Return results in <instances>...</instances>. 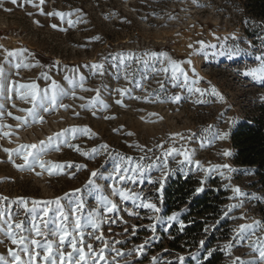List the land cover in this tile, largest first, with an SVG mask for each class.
I'll use <instances>...</instances> for the list:
<instances>
[{"label":"rangeland","instance_id":"374dc122","mask_svg":"<svg viewBox=\"0 0 264 264\" xmlns=\"http://www.w3.org/2000/svg\"><path fill=\"white\" fill-rule=\"evenodd\" d=\"M245 2L198 0L200 5H204L199 7L192 0H45V4L41 5L44 11L42 14L39 9L24 4V0H18L17 5L4 0L0 7V45L9 50L26 48L28 62H38L39 65L21 68L19 75H16V70L5 64L8 80H14L17 84L34 82L44 88L50 83L42 76V73H47L62 87L71 88L69 80L64 77H75L78 80L82 75L85 77L84 86L99 89L100 99L110 107L107 111L99 106L90 110L82 109L80 105H87L95 92L76 88L77 97L84 96L86 99L71 96L62 98V103L70 107L67 110L61 108L42 113L45 117L42 124L16 129L17 121L5 115L2 122L12 125L15 135L11 137L12 143H9V138L0 139V196L8 198L3 205L19 197L28 199L29 207L33 199L46 201L59 197L65 205L69 201L81 200L83 208L78 215L85 225L86 242L99 250L103 244L88 238L87 233L91 232V228L87 227V221L93 210L105 215L101 197H107L118 205V211L107 213L106 222L102 224L104 238L110 245L105 249V258L112 260L115 256L112 247L124 253L133 252L131 256L116 257L119 264H153V257L158 258L159 264H167L169 261L171 264H180L181 256L184 257L183 264H197L198 261L205 264L208 251L213 252L215 249L221 251L222 257L214 264H232L236 257L245 261L258 259V254L249 247L250 241L236 238L233 231L240 224L260 221L261 227L256 230L252 240L264 238V176L256 173L253 167L235 162L230 138L236 125L253 118L264 106V81L243 75L247 68L258 64L255 57L264 53V43L261 39H255L257 32L256 35L252 33L258 29L259 21L248 12ZM77 9L80 11L76 12ZM52 11L75 12L71 17L73 20L80 17L87 22L69 27L66 19L62 21L59 17L46 15ZM169 16L174 18L170 19ZM53 24L57 27L53 28ZM233 34L238 37L240 52H232L236 42L231 39L227 41V46H222L225 44L224 38H230ZM97 36L99 40L93 39ZM200 40L216 47H205L199 54H195L193 49L188 48V44L192 43L199 48L196 42ZM150 51L166 52L174 60L183 62L182 66L189 74L190 81L201 78L198 86L208 90L205 97L201 98L205 103H195L197 95L189 94L186 88L173 87V83L179 82L171 80L170 72L166 74L159 71L166 64L162 66L153 60H148L147 64L143 60L140 63L126 60L121 64L118 58L113 59L118 53H133L147 60L144 53ZM189 59L191 65L187 64ZM0 62H3L2 49ZM98 62L104 64L103 75L94 74L89 67ZM192 68H195V73ZM73 69L76 71L73 72ZM125 73L128 74L127 80L124 78ZM161 83L163 88L160 87ZM212 87L223 95V102L211 95ZM119 88L130 90L122 98L124 106L115 103L116 99H121L116 91ZM174 95L182 97L178 103L171 102L170 98ZM137 96L141 99L133 98ZM0 102L5 103V111L12 112L13 116L24 115L18 109L30 107L15 94L12 100ZM13 103L16 107H12ZM74 112H79V117L73 115ZM93 112L96 114L93 115ZM105 116H115L116 119L106 120ZM209 125L213 127L208 129ZM85 126L91 129L94 136L89 138L80 135L70 142L79 144L82 150L106 143L109 145L107 152L88 159L62 145L60 151L51 150L44 156L45 160L53 162L87 165L76 173L75 178H69L66 174L49 176L46 172L37 176L32 171L17 170L3 151L4 148L15 149L19 144H38L49 136L55 137L63 129ZM217 130L227 133V138L213 139ZM127 132L134 135L128 136ZM175 133L182 134L184 139L173 138ZM158 144H163L165 149L176 147L188 150L193 154V163L180 164L178 161L183 160L182 156L169 157L168 168L165 170L168 174L162 175L160 169L163 167V159L156 160L157 156H161V149L156 147ZM149 148L151 152H148ZM225 151L230 155H223ZM145 156L147 158L141 160ZM120 157H131L133 167L137 162L145 166L144 173L136 177L135 183L120 181L116 177L114 170L118 165L129 166ZM14 158L17 164L23 163L19 158ZM194 161H200L204 169L227 164L232 171L221 168L206 174L196 167ZM148 165L152 167L148 168ZM39 171L36 168V172ZM92 171L98 172L97 177L92 178L95 180L94 185L88 183ZM178 174L194 175L199 181L198 188L203 190L208 187L224 190V212L229 206L241 200L244 202L243 207L234 209L228 216L222 215L221 223L206 226L202 235L204 245L193 250L187 246L184 250L176 251L166 245V241L173 237L172 230L180 228L179 221L185 225L183 216L187 209L184 206L180 210L168 212L162 204L164 187ZM123 186L140 195L141 200L137 204L141 201L154 203L160 209L159 213L136 207L130 200L123 201L118 195H112L114 187ZM237 186L248 195L230 199L234 196L232 188ZM253 195L256 198H251ZM11 207L16 209V205ZM52 207L55 208V205ZM125 209H131L139 216H129ZM173 214L177 215V220L169 221L168 217ZM241 215L246 218L239 219ZM233 216L237 219H233ZM15 219L23 220L26 227L30 226V217H26L22 209ZM223 222H226L228 230L220 234ZM132 225L136 226L135 234ZM52 227L54 225L50 224L49 228ZM225 233L227 236H224ZM213 236L217 238L215 241H212ZM2 239L5 238L0 234ZM117 240L124 243L116 244ZM210 242H213L212 246L205 251ZM229 243L232 245L230 255L226 254L228 249L225 247ZM140 245L144 247L138 256L135 250ZM9 247L15 246L8 240L0 243V255L6 259H10L7 255ZM100 264L105 262L101 261Z\"/></svg>","mask_w":264,"mask_h":264},{"label":"snow or ice","instance_id":"6c2138e0","mask_svg":"<svg viewBox=\"0 0 264 264\" xmlns=\"http://www.w3.org/2000/svg\"><path fill=\"white\" fill-rule=\"evenodd\" d=\"M194 4L199 7L204 5H200L198 0H192ZM4 0H0V7L3 6ZM10 3L13 5L18 4V0H10ZM24 4L31 5L34 8H37L44 14L43 8L41 5L45 4V0H24ZM5 11H10V9H4ZM80 10L77 9L76 12ZM31 14V13H29ZM48 16L59 17L62 21L67 20V24L69 27H75L78 23H86L87 21L81 20L80 17H77L73 20L71 17L75 15V12H62V11H52L46 13ZM170 19L174 17L169 16ZM53 28L57 27V25L53 24ZM93 39L99 40L100 37H94ZM219 40L220 38L217 37ZM231 39L236 42L233 44L232 52H240L242 51L239 47L238 37L234 34L229 38L225 37V44L222 46H227V41ZM199 45V48H196L192 43L188 44L189 49H193L195 54H199L202 49L205 47H216V45H206L205 41L200 40L196 42ZM251 46V42H248ZM264 46V45H262ZM0 49L3 50V62H0V100L2 101H10L13 99V95H17L19 99L24 101L26 104H29L30 107L18 109L20 112L24 113L21 116H13V113L5 111V103L0 102V139L9 138V143H12L11 137L15 135V131L13 130V126L9 124L3 123V119L5 115L9 117H13L15 121H17L15 128L22 129L27 128L34 124H42L45 121L44 115L42 113H48L50 111H54L57 109H65L67 110L70 106L62 103V98L71 96L73 98H77L80 100H85L84 96L77 97L76 88H79L81 91H94L95 96L92 97L88 104H82L80 107L82 109L96 108L99 106L103 111H107L110 107L106 103H104L100 99V90L99 89H90L84 86L85 77L80 76L79 79H75V77L65 76V80H69L71 84V88L62 87L55 79H52L47 73H42L43 78L46 81H50V83L41 88L37 83H29V84H17L14 80H8V77L5 75V64L9 65L10 68L16 70V75H19V70L21 68H33L37 67V63L28 62V57L26 53L28 50L26 48H20L15 50H9L4 48L3 45H0ZM144 57L148 59L145 60L143 57L135 56L133 53H118L113 59H119L120 63H125L126 60H134L136 63H140L142 60L145 64L148 63V60L158 61L162 66L159 71L164 73H169L171 75V80L174 82L173 87H181L186 88V91L189 94L197 95V99L195 103H205L202 97H205L208 90L199 87L200 79L199 77L189 79V74L185 71L182 66L183 62L174 60L171 56H169L166 52H145ZM258 64L254 67L247 68L243 75L246 77H251L254 80L264 81V53L257 55L255 57ZM59 64V61L56 62ZM188 65L192 64L191 59L187 61ZM90 69L93 73H98L100 75L104 74V64L103 63H92ZM76 70L73 69V72ZM192 72L195 73V68H192ZM11 75V72H9ZM183 78L182 80L180 78ZM125 80L128 79V74L125 73ZM161 88L164 85L161 83ZM121 99H116L115 103L117 105L124 106L123 97L129 94L130 90L127 88H119L116 89ZM211 95L218 97L220 101H224L223 95H221L215 87L211 88ZM134 99H141V97H133ZM180 95H174L170 98L172 103H178L181 100ZM144 99H147L145 97ZM12 107H16L13 103ZM96 113L93 112V115ZM73 115L79 117V112H74ZM104 119H116L115 116H105ZM143 119V118H142ZM162 119V117H161ZM231 121V118H230ZM213 126L209 125L208 129H211ZM114 131H117L114 129ZM207 131V130H205ZM88 136L92 138L94 134L91 132V129L88 127H72L70 129H63L61 132L56 133L55 137L49 136L46 140L39 141L38 144H19L17 148H4L3 151L8 154V160L17 168V170L24 171H32L35 172L37 176L42 175L46 172L49 176H60V175H68L69 178H75V175L80 170L87 167L85 164H74L73 162H53L49 160H45L44 156L51 150L60 151L61 146H67L68 148L74 149L81 156L86 157L88 159H94L96 155L103 154L107 152L109 149L108 144H101L98 147H93L90 150H82L79 144L72 143L70 141H74L78 136ZM126 135L132 136L134 133L127 132ZM195 135V134H193ZM228 136L225 132L216 131L213 134V139L224 140ZM174 137H179L181 140L184 139V136L180 133L173 134ZM191 139V137H189ZM139 147V145H136ZM157 148L161 149V156H157L156 160L163 159V167L160 169L162 171V175L166 176L168 174L165 171L168 168V158L174 156H182L183 160L178 161L180 164L193 163L192 155L188 150H180L176 147H169L167 149L164 148L163 144L156 145ZM152 149L149 148L148 152H151ZM111 155V153H109ZM223 155H230L229 152L225 151ZM14 157L19 158L23 161L21 164L16 163V159ZM147 157H141V160L146 159ZM125 164L129 166L118 165L116 167L115 175L120 181H130L132 183L136 182V177L140 176L145 171V166L141 163H135L134 167L131 166L132 158L131 157H120ZM197 168L203 170L206 174L218 171L221 168L229 169L232 171L229 165H216L212 168L204 169L201 166L200 161H194ZM148 168H151L152 165H148ZM36 168H39L41 171L36 172ZM131 173V174H129ZM222 176L224 175L222 172L220 173ZM98 172L92 171L89 179V184L94 185L95 180L92 178L97 177ZM225 179H230V177H224ZM203 183V181H202ZM161 188H163V184L161 183ZM77 192L79 189L76 190ZM159 191V189H158ZM197 192L203 191V188H198ZM234 193L233 197L230 199H236L237 197L247 196L248 194L241 192L240 188L234 187L232 188ZM112 195H118L123 201H131L136 207L147 208L153 210L156 213H159L160 209L151 202L141 201V203L137 204L138 200H141V197L138 193L131 191L128 187L123 186L120 188H113ZM251 198H256L254 195ZM102 206L104 209L105 215L107 213H114L118 211V205L114 203L112 200L107 197H101ZM8 201L7 197L0 196V234L3 235L5 239L0 240V243H5L6 240L10 241L12 245L15 247H9L7 249V255L10 259H6L4 255H0V264H100L101 261H104L105 264H119V261L116 257H124L133 255L132 251L124 253L115 247H112V251L115 253V256L112 260H106L105 258V249L110 247L109 242L105 240L102 224L105 223V215H101L98 211L93 210L88 215L87 227L91 228V232L87 233L88 238L95 239L98 242L103 244V247L99 248V250L93 247V244L87 243L85 236V225L82 223V218L78 213L83 208V202L81 200H77L75 202L69 201L67 205L61 202V198L57 197L55 200H31V207H29V200L23 197H19L13 201H11L8 205H3V202ZM243 200L239 203H235L227 208V210L223 213L224 216H228L234 209L243 207ZM74 204V206H73ZM11 205H16V209L13 210ZM55 205V208L52 207ZM21 209L23 210L26 217H30V226L26 227L25 222L23 220L16 221L15 216L19 215ZM66 209H68L66 211ZM128 212L129 216H139V214L131 209H125ZM233 219H237V217L233 216ZM246 217L241 215L239 219H245ZM169 221L177 220V215L173 214L168 217ZM115 223V220H112ZM125 224L127 221H123ZM53 224L54 227L49 228V225ZM180 228H184V222L179 221ZM133 229V234H135L136 226H131ZM261 227L260 221H254L252 224H240L233 231L236 234V238L240 240H249V247L252 249L254 253L258 254V259H253L249 261L242 260L239 257H236L232 264H264V238H257L256 240H252V237L255 236L256 230ZM251 230V231H249ZM125 231H128L125 228ZM99 232V235L96 233ZM116 244H123V241H115ZM147 243V242H145ZM200 245H204V241H200ZM143 245L138 246L135 250L137 255L141 254L140 250L143 249ZM228 249L226 254H231V243L225 246ZM70 249V250H69ZM213 254L212 250L208 251L207 256L211 257ZM153 264H159V260L157 257H153ZM184 257H179L180 264H183ZM167 264H171V261L167 262ZM197 264H200L198 261Z\"/></svg>","mask_w":264,"mask_h":264},{"label":"trees","instance_id":"16d2710c","mask_svg":"<svg viewBox=\"0 0 264 264\" xmlns=\"http://www.w3.org/2000/svg\"><path fill=\"white\" fill-rule=\"evenodd\" d=\"M248 12L259 21V27L252 33L264 43V0H246ZM234 149V160L241 166L253 167L256 173L264 176V106L253 118L239 123L230 135ZM198 179L192 175L178 174L163 189L162 204L168 212L180 210L183 206L187 209L183 218L184 228L175 227L173 237L166 241L170 249L180 251L187 246L192 250L200 245L206 226L220 222L224 213L226 193L215 187H208L202 192H197ZM228 230L223 222L222 234ZM224 236H227L225 233ZM223 236V237H224ZM217 238L212 237V241ZM213 242L207 243L208 251ZM205 256V255H204ZM203 256V257H204ZM222 257L221 251L215 249L205 264H214Z\"/></svg>","mask_w":264,"mask_h":264}]
</instances>
